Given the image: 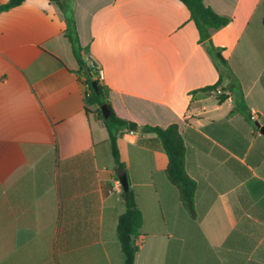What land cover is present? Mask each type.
Instances as JSON below:
<instances>
[{
    "label": "crops",
    "instance_id": "obj_1",
    "mask_svg": "<svg viewBox=\"0 0 264 264\" xmlns=\"http://www.w3.org/2000/svg\"><path fill=\"white\" fill-rule=\"evenodd\" d=\"M71 1L115 113L139 128L117 140L143 214L135 264H264V0H204L231 19L212 33L224 102L202 91L220 73L181 1ZM65 29L49 0L0 12V264H124L123 189ZM174 123L196 217L141 132Z\"/></svg>",
    "mask_w": 264,
    "mask_h": 264
},
{
    "label": "trees",
    "instance_id": "obj_2",
    "mask_svg": "<svg viewBox=\"0 0 264 264\" xmlns=\"http://www.w3.org/2000/svg\"><path fill=\"white\" fill-rule=\"evenodd\" d=\"M25 0H9L8 3L0 5V12L10 10L21 5ZM55 4L63 13L66 21L65 37L70 41L74 55L79 64L78 73L86 87V110L88 113L94 110L109 134V146L114 160L115 170L118 173L126 168L121 161L118 148V135L122 130H128L131 122L123 120L115 113L109 100V88L103 83L100 76V68L97 62L89 55V48L81 45L77 24L74 17L71 0H49ZM189 10L191 19L195 23L200 36V42L207 46L213 57L220 77L217 83L205 87L202 91H216L223 81V69L226 61L222 55V49L217 48L212 42V33L215 30L227 26L231 19L217 14L204 0H179ZM96 83L97 89L92 86ZM219 102L226 100L225 95H218ZM107 105L109 117L104 118L101 106ZM141 132L154 134L161 142L163 150L168 157V165L165 174L169 182L178 190L180 201L189 211L192 217H196L195 195L197 183L186 172L185 157L186 147L178 124L174 123L166 128L146 125ZM125 212L119 217L117 224V236L123 251L124 264H135L139 248L135 245V238L139 236L143 226V214L138 207L133 190L123 191Z\"/></svg>",
    "mask_w": 264,
    "mask_h": 264
},
{
    "label": "water",
    "instance_id": "obj_3",
    "mask_svg": "<svg viewBox=\"0 0 264 264\" xmlns=\"http://www.w3.org/2000/svg\"><path fill=\"white\" fill-rule=\"evenodd\" d=\"M92 86H93V88L95 90L97 89L96 83H93ZM101 111H102V114H103L104 118L107 119L109 117V108H108V106L107 105L101 106ZM256 126L260 128L261 133L264 135V127H261V125L259 123H257ZM128 130L135 132V131H138L139 128L137 127V125H135L133 123H130L128 125ZM117 176H118L119 183H120L123 191H129L130 190V185H129L127 170L126 169L120 170L117 173Z\"/></svg>",
    "mask_w": 264,
    "mask_h": 264
},
{
    "label": "built area",
    "instance_id": "obj_4",
    "mask_svg": "<svg viewBox=\"0 0 264 264\" xmlns=\"http://www.w3.org/2000/svg\"><path fill=\"white\" fill-rule=\"evenodd\" d=\"M215 92H216L217 94H219V95L221 94V92H220L219 89H217ZM250 120L253 121V122L256 121V120H257V114H256V113H252L251 116H250ZM129 132H130L131 134L134 133V131H130V130H129ZM135 245L139 248V246H140L141 244L138 242V243H136Z\"/></svg>",
    "mask_w": 264,
    "mask_h": 264
}]
</instances>
